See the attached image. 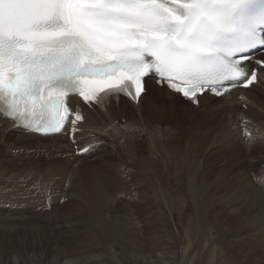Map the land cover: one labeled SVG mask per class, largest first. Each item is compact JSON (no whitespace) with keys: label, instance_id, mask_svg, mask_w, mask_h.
Listing matches in <instances>:
<instances>
[{"label":"snow or ice","instance_id":"obj_1","mask_svg":"<svg viewBox=\"0 0 264 264\" xmlns=\"http://www.w3.org/2000/svg\"><path fill=\"white\" fill-rule=\"evenodd\" d=\"M240 3L250 0H0V112L27 132L61 133L83 119L77 108L69 120L67 95L136 100L150 73L192 102L208 88L220 95L218 86L244 77V53L264 48L261 32L228 59L208 58L209 40Z\"/></svg>","mask_w":264,"mask_h":264},{"label":"rangeland","instance_id":"obj_2","mask_svg":"<svg viewBox=\"0 0 264 264\" xmlns=\"http://www.w3.org/2000/svg\"><path fill=\"white\" fill-rule=\"evenodd\" d=\"M257 86H255L252 90H249L248 93L237 92L233 94L232 96L225 98L226 100H222L220 102L213 101L209 98H204L201 102L200 108L196 107L195 110L187 104L188 110L187 108L184 109L185 115H182L180 117L178 116V121H176V124L178 123L180 127L182 126L180 129L181 130L180 133L172 132L174 133L172 134L171 132L168 131V133H170V134L167 133L169 137L167 136L165 138L167 140L164 139V141L167 142L166 144H169L168 145L169 147H166V149L168 148L170 150L165 149L166 151L165 153L168 154L167 155L168 159L166 161L164 160L165 158L164 159L162 158V160L168 162L169 164L166 163L167 167H166L164 176L163 178L161 176L160 179L162 180L164 187L165 188L167 187L166 189L169 188L168 190H170V193L172 195L171 197L169 196L163 197L165 198L164 202H166L164 203L163 211H165L166 213L164 214L163 211H162L163 213H158V211H156V209H154L150 205L151 204V202H149L150 198H148V200L145 198L144 200V198H142L140 195H138L139 196L138 197V196H134L131 194H128V195L124 194L122 197H120V199L119 197L116 198V200H114V210H113L115 212L112 211V215H113L112 217L114 218H111V220L115 219L113 220V223H114L113 225L115 226L114 235H116L114 236L115 237L114 241L115 239H117L116 240L117 242L116 241L114 242V244H116V247L114 245V252L115 251L120 252L121 250L126 249V246H124L123 244L125 243V245H127L126 242L130 239L132 242L133 241L137 242L136 248L139 250V251L137 250L138 251L137 253L145 252L146 255L150 253L148 254L149 256L147 255L148 257L150 256L153 257L156 255V257H158L156 261L157 264H161L160 262H162V264L163 263L195 264V262L192 261L191 258L198 260V257L196 256H199V255L201 257H206L204 264L210 263L211 260L213 264H264V235L262 236V234H264V229H260V228H264V198L262 199V201L259 200L260 202L257 199L253 198V196H252L253 198L252 200L251 199L247 200L246 191L248 187H243L245 186L244 184H242V187H241V184H239V183H242L247 178V180L256 184V186L258 185V187H261L263 185L264 183V141L263 140L258 141L257 138L253 139L251 138V136L250 137L247 136L248 139H246L243 136L239 135L240 138L237 139L236 142H234V144H232L233 142L232 141L230 142L229 140L230 135L228 133L231 130V124L241 119L242 110L248 111L249 102H251V110H254V111L251 114H249L250 116H247L245 118L254 120L253 115H255V112H257L256 117L259 119V121L264 122V112L262 110L260 111L256 110L257 103L261 102L264 104V74H262L260 78L259 87ZM235 104L237 105V108L235 109L227 108V105L230 106V105H235ZM145 105H148V102H146V100H144L143 108H145ZM206 106H210L209 109ZM220 107L221 109H219ZM230 113H231V116H230L231 119L228 116L230 115ZM124 116H126L127 118V115H124ZM236 116H239L240 119H236L235 118ZM183 117L186 119H184ZM121 119L122 118H118L117 120H121ZM183 120H185L186 122L185 126L183 125L184 123ZM123 121H124L123 123L121 121L120 122L121 124L124 125L126 120H123ZM192 132L193 134H191ZM199 135L202 136L203 138H208L209 140H213L214 141L213 144H211L210 147L204 146L202 142L198 141ZM179 136L181 138H179ZM83 137L84 136H82L81 138ZM170 138H172L173 140H171ZM27 139H29L30 141L31 139H34V141L37 142L36 138H27ZM94 139L95 141L98 140L97 138H94ZM135 140H137L135 144L133 145L135 148L134 147L131 149L125 148L128 146L127 142L123 144L124 147L121 149L120 147L118 148L117 145H114V148H111L107 144L105 147H103L102 152L101 150L99 151V154L101 155V157H104V160L106 161V165L110 163L112 159H114V169L117 171L120 164H127V165L132 164V160L126 156V154L131 152V150L133 151L131 152L133 153L131 154L132 156L137 157L138 155V157L141 159L143 157L146 158V156H149V154L152 153L151 152L152 150L148 151L149 150L148 145H144V143L142 142L143 139L139 140L135 138ZM58 141L67 142L68 140L66 139V136H62L60 137L59 140H54L55 143H57ZM8 142L10 143V141ZM2 143H5V142L3 141ZM71 143H74V141ZM105 143H110V141L106 139ZM172 143L173 144L176 143V144L173 145ZM175 145L177 148L174 147ZM227 146L228 148H225ZM1 148L2 147H0V166L7 168V170L0 167V173L1 174L4 173V175L6 174L5 176H7V178H10L8 174L13 171H14L13 172L14 176L21 175V174L23 175L26 173L27 171L26 169L28 167L29 168L31 167L29 165L30 162H27V164H24V163L22 164L20 163L19 160H17L20 154L23 155V157H25L26 156L25 151L27 152L28 150H30V148L28 150L25 148H23V150L22 148L15 149V150L19 149V152H15V150H11L9 148H4V149H1ZM124 148L127 151L123 150ZM173 149H175L176 151ZM13 151L16 154H14ZM70 151H72L71 147H70ZM147 151L149 152V154H147ZM168 151H170L171 154L168 153ZM179 151H180V154H179ZM109 152H111V154ZM136 152L138 153L136 154ZM123 153H126V154H123ZM172 154H176L177 164L176 163L174 164L173 160L175 158V155L172 156ZM41 156L31 158L32 160L34 159L35 160L32 161L33 168L32 167H31L32 169L28 168L29 170L35 171V170H38V168H40L41 165L43 166V165L52 164L55 162V160L52 159V156L48 155L44 151H41ZM14 157H15V162H14ZM92 159L96 160V156L95 155L92 156ZM169 160H171L172 162L170 163ZM24 161H26V159ZM46 161H48V163ZM97 161H99L100 164L101 162L103 163L101 159ZM14 164L18 168L14 167ZM106 165H104L105 167L104 166L103 167L107 168ZM24 166L25 167L28 166V167L25 168ZM137 166L139 168L138 163H137ZM12 167L13 169H11ZM138 168L136 167L137 171L140 169L138 171L139 173L144 171L142 166L139 169ZM193 168H195V170ZM172 169L174 172L172 171ZM20 170L21 171L23 170L24 173L23 171L21 173ZM189 170H191V172ZM189 172L191 174L194 173V179L189 177L190 176ZM116 173L120 179L124 175L121 171H118ZM166 174H169V175L167 176ZM97 175L98 176L95 177L98 179V180L97 179L95 180L99 183L98 184L95 181V184L96 185L98 184L97 186L94 184V181H92V179H88V177L85 175L83 176L81 175L79 177V180L77 181H74L75 177L72 179L77 184V186H79L80 190L82 189V187L83 189L85 188L87 190L86 197H84L83 200H76V201L75 200L73 201L72 200L71 201L60 200L59 202L57 201L54 202L52 200L53 199L52 196H49L47 199L50 202H48L44 199V196L41 195V197H39L38 199L41 201V203H43V207L45 206L48 207L47 208L48 210L47 211L45 210L43 213L40 212V210H42L43 207H39L36 210L26 209L25 210L26 212H21V211H24L23 206L18 207V208L11 207L10 203L3 205V208L0 209V257L2 259L3 264L8 263V261L11 259V255L13 256L17 254L20 257L23 255L22 258H25L32 252L35 253L36 256H40L42 255L41 253H44V255L40 256V257H44V259L37 257L34 260V261H37L35 263H38V264L41 261H46V259L49 261L55 257L58 258L59 257L58 251L56 252L55 249H54V253L51 251H53L52 248L61 241L63 242L62 248L66 249V253L68 256L75 254L79 251L86 252V253L88 251H93V250L103 251V249L100 246H98L99 247L98 249V247L90 246L87 243H85V241L87 240L91 241V238L93 239L94 236H96V234L90 231L88 228L89 227L95 228L94 226L97 225L95 221L97 220H95V217L93 219V215L90 216L89 211H85L84 210L85 207L82 206V204L84 203L83 205H85L88 208V206L92 204L93 209L96 210L95 202L99 200V197H102L101 191L104 189V186L106 185L104 184L105 183L104 179H101L100 181V178H103V177H101L100 174H97ZM137 176L136 175L133 176L131 174V177L134 178L135 184L137 180H139V182L137 183L139 192L148 193L150 191V188L148 187L145 188V184L142 181L143 179H145V176L142 174H139ZM69 178H72V176H70ZM187 179L193 180L192 187H195L197 189L193 188L192 191L196 193L191 192L190 189L192 187L190 186L189 184L190 182ZM123 180L125 182L126 181L128 182L129 180L131 181L130 177L128 178V180L125 178ZM12 181H18V180H12ZM124 181H123V185L122 184L120 185L119 191H121L125 187ZM68 182H71V179L68 180ZM41 185H44V184L33 183L30 186V190L32 189L33 191H35V195L37 196V194L43 191ZM94 187H97V188H94ZM114 187L117 188L118 184L114 183ZM237 188H239L240 190ZM14 189L15 191L20 190V189L26 190V188H21V187L20 188L19 187L10 188V190L0 191V196H4L8 198V200L10 197V199L13 200V198L10 195H12L13 193L12 190ZM98 189H101V191ZM39 190H42V191H39ZM94 190L97 191L98 193L96 192L97 193L96 194ZM53 191L54 189L52 190L49 189L48 193L50 192L49 193L50 195H55V194L60 195V193H57L56 191L55 193ZM99 191H100V194H99ZM122 191H123L122 193H124L127 190L125 189V191L124 190ZM51 192L53 193L51 194ZM92 192H93L94 197L92 196ZM185 197H187V199H184ZM171 198H174V199H171ZM0 199H2V197H0ZM93 199L96 201L94 202ZM151 200L153 199L151 198ZM174 200L176 202L178 201L177 204ZM0 201H4V198L3 200H0ZM180 202L181 203L184 202V204L180 206L179 205ZM235 203L239 205H236ZM147 205H150V206H147ZM80 207L83 209L82 211L77 209ZM12 208L15 210H13ZM149 210H152V211L150 212ZM126 215L128 217H126ZM7 220L10 222L8 223ZM118 220H121V222ZM126 222L128 223L130 222L131 224L130 223L128 224ZM125 226L127 228H125ZM11 228L13 231L11 230ZM120 229H121V232H120ZM122 229L123 230L127 229L128 234H126L125 233L126 231L125 230L123 231ZM204 229L206 231H204ZM29 230L32 233H30ZM33 231H36V232H33ZM131 232H132V236H131ZM203 233L205 235H203ZM120 238L123 242L120 240ZM79 242L85 244V247L83 246L79 249L77 246V243ZM92 242L94 241H91L89 244H91ZM117 243L120 244V246H117L118 245ZM70 244H72V246L74 245V247L70 246ZM121 245H123L122 247L124 249L121 247ZM157 247L159 249V252L157 250ZM141 248H143V250ZM27 251L29 252V254ZM169 253L170 254L173 253L174 255L172 254V256L174 257H172ZM161 254L162 256L163 255L165 256L162 257ZM159 255L161 257H159ZM171 258L173 260H171ZM158 260H161V261L158 262ZM162 260H164V262ZM60 264H64L63 261L62 263L60 262ZM114 264H117V263L114 262Z\"/></svg>","mask_w":264,"mask_h":264},{"label":"bare ground","instance_id":"obj_3","mask_svg":"<svg viewBox=\"0 0 264 264\" xmlns=\"http://www.w3.org/2000/svg\"><path fill=\"white\" fill-rule=\"evenodd\" d=\"M261 58L264 60V55ZM248 66H251V65H248ZM261 72H264V69H261ZM262 74H264V73H262ZM153 82H154V79H153ZM257 85H253L251 87V89H249V90H252L255 86L259 87V85H260L259 81H258ZM231 93H234V92H231ZM226 95H228V94H226ZM249 95H251V94H249ZM204 98H209V99H211L213 101H218V102H220L222 100H226L224 98V96L219 98V99H215L213 97H210V96L206 95V96H203L200 99L199 108H200L201 102H202V100ZM147 99H148V101H147ZM144 100H146V102H148V105H145V108H143ZM76 101H77L76 99H70L69 100V102L72 105ZM187 104L192 107V105H190L187 102H184L183 100H181L175 94L167 91L164 88H159L155 84L154 85H151L150 83L148 84V82H147L146 93L142 95L138 105H134L131 102H129L128 100H126V99H121L120 103L111 104V106L109 108H107L106 112H102L101 110H98V109L91 110L89 107L83 105L84 111H85L84 122L80 123L78 125V133H76L75 137H74V140L77 141V142H75V144H72L71 142H69V140H70L69 139L70 138V132H69L70 128L69 127H67L66 130L62 131L59 135L41 138V137L33 135V134L29 135V134L23 133L22 131H20L18 129H14L11 125L7 124L3 120V118L0 116V147H2L1 149L9 148L11 150H15L17 148H22V150H23V148H25V149L28 150L30 148V150H28L27 152L25 151V153H26V156L24 155L25 157H23V155L20 154L17 160H19L20 163H22V164L23 163L27 164V162H30L29 165L31 167L33 166L32 161L35 160V159L32 160L31 158L32 157H40L41 156V151L46 152L48 155L52 156V159L55 160V162L52 163V164H46V165H43V166L41 165L40 168H38V170H35V171L29 170L31 168V167L30 168L28 167L29 165L27 166L29 169L24 166L25 168H27L26 170L27 171L29 170V171L27 172L24 169L26 171V173L23 174V175L21 174V175L14 176V173H13L14 171H13V172H11L9 174L7 173L10 176V178H7V176H5L6 174L4 175V173L3 174L0 173L1 174L0 175V191L10 190V188H15V187L26 188V190H23V189L16 190V191H15V189L12 190L13 193L10 196L13 198V200H11L10 197H9V200H8V198H6L4 196H0V197H2V199H0V200H3V198H4V201H0V209L3 208V205H6V204L10 203L11 207H17L18 208V207L23 206L24 211H21V212H26L25 211L26 209H30V210H34L35 209L36 210L39 207H43V203H41V201L38 199L39 197H41V195H43L44 199L46 201H48V202H50L47 199L49 196H52V198H53L52 200L54 202L55 201L59 202L60 200H67V201L83 200L84 197H86L87 190L85 188L83 189V187L80 190L79 186H77V184L74 182V181L79 180V177L81 175L82 176L85 175V176L88 177V179H92V181H94V184H95V181H96L95 179H97L95 177L98 176L97 174H100V176L103 177V178H100V181H101V179H104V181H105L104 184H106L105 186L103 185L104 189L102 191H101V189H98V190L101 191L102 197H99V200H97V202H95L96 200L93 199L95 204H96V206H95L96 210L93 209L92 204H90V203H89L90 205L88 206L89 209L85 205H83L84 203L82 204V206L85 207L84 210L85 211H89L90 216L93 215V219L95 217V220H97V221H95L97 223V225L94 226L95 228H90V227L88 228L90 231H92L93 233L96 234V236H94L93 239L91 238V241H94V242L89 244L91 241L87 240V241H85V243H87L90 246H94V247L100 246L103 249V251H99V250H95L94 251L93 250V251H88L87 253L79 251V252H77L75 254H72V255L68 256L67 253H66V249L62 248L63 242L61 241L58 244H56L52 248L53 251H51L53 253H54V249L56 250V252L58 251V256L59 257L58 258L55 257V258H53L52 260H49V261L46 259V261H41L39 264H60V262L62 263V261H63L64 264H114V262L117 263V264H157L156 261H157L158 257H156V255L153 256V257H151V256L148 257L149 256L148 254H150V253L147 254L148 256L146 255L145 252L144 253L143 252L142 253H137L139 251L136 248L137 247V242H135V241L132 242L130 239L127 242L125 241L127 243V245H125V243L123 244L124 246H126V249H124L122 247L123 245H121V247L124 250H121L120 252H116V251L114 252V245L116 247V244H114V242L117 240V239H115V241H114V238H115L114 236H116V235H114L115 226L113 225L114 224L113 220H115V219L111 220V218H114V217H112L113 216L112 215V211L114 210V200H116V198H118V197L120 199V197H122L124 194H126V195L131 194V195H134V196L140 195L142 198H144V200H145V198L147 200H148V198H150L149 202H151V204L150 203L149 204L154 209H156V211H158V213H163V212H164V214L166 213L165 211H163L164 203H166V202H164L165 198H163V197L164 196L165 197L166 196L171 197L172 195L170 193V190H168L169 188L166 189L167 187L166 188L164 187V184H163L162 180L160 179L161 176H162V178L164 176V173H165V170H166V167H167L166 163L169 164L168 162H166L167 159H168V156H167L168 154L165 153L166 152L165 149H166V147H169L168 146L169 144H166L167 142H165L164 139L168 136L167 135L168 131L171 132V133L172 132L180 133V131H181L180 129H181L182 126L180 127L178 123L176 124V121H178V116L180 117L182 115H185L184 109L187 108ZM248 104H249L248 111H243L242 110L241 119H240L239 116H236L235 118L236 119H240V120H238L237 122H233L231 124V130L228 133L230 135L229 136L230 142L231 141L233 142L232 144H234V142H236V140L240 138L239 135L243 136L246 139H248V137L246 135V132H248V133L250 132L251 133V138H253V139L257 138L258 141H261V140L264 141V122L259 121V119L256 117L257 116V112H255V115H253L255 121L253 119H246L245 118L247 116H250L249 114H251L254 111V110H251V102H249ZM256 106H257V109H256L257 111L262 110L264 112V104L263 103L259 102V103L256 104ZM206 107H208V109H209L210 106H206ZM224 107H226V106H224ZM227 108H234L235 109V108H237V105L236 104L235 105H230V106L227 105ZM193 109L195 110L196 108H193ZM219 109H221V107ZM187 110H188V108H187ZM187 113H189V112H187ZM124 115H127V118ZM228 116L230 118L231 113ZM233 116H234V114H233ZM118 118H122V119L121 120H117ZM184 119H186V118H184ZM123 120H126L124 125L121 124V122L122 123L124 122ZM183 122H184L183 125L185 126V123H186L185 120H183ZM239 122H240V124H239ZM242 131H243V133H242ZM65 133H67V135ZM79 134H81V135H79ZM168 134H170V133H168ZM172 134H174V133H172ZM191 134H193V132ZM177 135H179V134H177ZM194 135H195V133H194ZM62 136H66V139L67 140L69 139V140L67 142H61V141H58L57 143L54 142V140H59L60 137H62ZM82 136H84L86 138H84V137L81 138ZM134 137L139 139V140L143 139L142 142L144 143V145H148V149H149L148 151L152 150L151 151L152 153L149 154V152L147 151V154H149V156L144 155V156H146V158L143 157L142 159L139 158L138 155H137V157L139 159L137 157L132 156L131 155V154H133V153H131V152H133L132 150L129 153L127 152L128 154L123 153V154H126V156L129 157L132 160V164H128V165L127 164H120L117 171L114 169V159H112L111 162L108 161L110 163L107 162L108 164L106 165V161L104 160V157H101V155L99 154V151L101 150V152H102L103 147H105L107 144L111 148H114V145H117L118 148L120 147V149H121V148L124 147L123 144H125L126 142H127L128 146L125 147V148L131 149V148L134 147L133 145L137 141V140H135ZM27 138H36L37 142H35L34 139H31V141H30ZM94 138L98 139L97 140L99 142L98 145L96 147H94L91 151H89L87 154H85L84 156H78L76 154L77 150H75V146H77V147L80 146L79 149H82L88 144L89 141H95ZM179 138H181V137L179 136ZM106 139L108 141H110V143H105ZM170 139L173 140L172 138H170ZM165 140H167V139H165ZM177 140H178V138H177ZM3 141L5 143H2ZM8 141H10V143ZM198 141L202 142L204 146H209V147L214 142L213 140H209L208 138H203L200 135H199ZM174 144H176V143H174ZM170 145H171V143H170ZM137 146H139V145H137ZM149 146H150V148H149ZM228 146L225 147V148H228ZM70 147L72 148V151H70ZM174 147H176V145ZM125 148L123 150H126ZM168 150H170V149H168ZM173 150H175V149H173ZM113 151H111V152H113ZM15 152H19V149L15 150ZM15 152H14V154H16ZM111 152H109V153L111 154ZM138 152H136V154ZM168 153L171 154L170 151H168ZM179 154H180V151H179ZM183 154H184V152H183ZM94 155L96 156V160L92 159V156H94ZM142 155H143V153H142ZM173 155H175V158L173 160L174 164H175L176 163V154H172V156ZM177 155H178V153H177ZM42 156H44V155H42ZM169 156H171V155H169ZM191 157H192V155H191ZM162 158L163 159L165 158L164 160H166V161L162 160ZM25 159H26V161H24ZM99 159H101L103 161V163L101 162V164H100L99 161H97ZM10 160H12V159H10ZM171 160H169L170 163L172 162ZM10 162H12V161H10ZM14 162H15V157H14ZM46 162L48 163V161H46ZM137 163L139 164V168L142 166V168L144 170L142 172L140 171L141 173L138 172L140 169L138 168ZM16 164H18V163H16ZM104 165H106L107 168H104L105 167ZM7 166H8V164H7ZM0 167H2V166H0ZM14 167H16L15 164H14ZM136 167L139 169L138 171H137ZM191 167H192V165H191ZM2 168L7 170V168H5V167H2ZM16 168H18V167H16ZM11 169H13V167ZM173 169H175V168H173ZM173 169H172V171H173ZM193 169L195 170V168H193ZM197 169H196V171H197ZM17 171H18V169H17ZM22 171H21V173H22ZM118 171H121L124 174L121 177V179L118 177V175L116 173ZM189 171L191 172V170H189ZM6 172H8V171H6ZM192 172H193V170H192ZM23 173H24V171H23ZM125 173H127L129 175H127ZM160 173H161V175H160ZM18 174H20V173H18ZM131 174L133 176L134 175L137 176L139 174L144 175L145 179L142 178L143 179L142 181L145 184V188H147V187L150 188V191L148 193L139 192L138 187H137V183L139 182V180H137V182L135 184L134 183V178L131 177ZM166 175L168 176L169 174H166ZM175 175H173V176H175ZM195 175H197V174H195ZM70 176H72V178H69ZM30 177H31L32 180L30 179ZM74 177H75V179L73 181L72 179ZM129 177H130L131 181L130 180L128 182L126 181L127 182L126 183L123 179L125 178V179L128 180ZM189 177L194 179V173H192V174L190 173ZM82 178H84V177H82ZM165 178H166V176H165ZM70 179H71L72 183L68 182V180H70ZM167 179H169V178H167ZM192 179H190V180L187 179V180H189V182H190L189 184H190L191 187L193 186V180ZM12 180H18V181H12ZM123 181L125 182V184H124L125 187L122 190H124V191H125V189L127 190L124 193H122L123 192L122 190L119 191L120 185L121 184L123 185ZM33 183L44 184V185H41L43 191L39 190V191H42V192L37 194V196L35 195V191H33L32 189L30 190V186ZM96 183H98V182L96 181ZM114 183L118 184L117 188L114 187ZM100 184H102V183H100ZM239 184H241V187H242V184L245 185L243 187H248L247 191H246L247 200H249V199L252 200L253 198H255L258 201L259 200L262 201V199L264 198V183H263L262 186L259 184L261 187H258V185L256 186V184L252 183L251 181L247 180V178H246V180H244L242 183H239ZM238 187H239V185H238ZM94 188H97V187H94ZM193 188L197 189L195 187H192L190 189L191 192H193L192 191ZM49 189H51V190L54 189L53 192L56 191L57 193H60V195L59 194L50 195L49 194L50 192L48 193ZM237 189H239V188H237ZM36 190H38V189H36ZM91 190H93V189H91ZM136 190H137V192H136ZM100 191H99V194H100ZM177 191H179V190H177ZM194 191H196V190H194ZM53 192H51V194ZM93 192H92V196H93ZM96 192L97 191H95V193ZM165 193H166V195H165ZM193 193H196V192H193ZM223 194H225V193H223ZM96 196H98V195H96ZM252 196H253V198H252ZM180 197H181V195H180ZM62 198H64V199H62ZM151 198L153 200H151ZM171 199H174V198H171ZM184 199H187V197H185ZM184 199H183V201H184ZM177 200H178V198H177ZM180 200H182V199H180ZM192 201H193V199H192ZM194 201H196V200H194ZM177 202H176V204H177ZM92 203H93V201H92ZM183 204H184V202L183 203L180 202L179 205L182 206ZM97 205H98V207H97ZM150 205H147V206H150ZM236 205H239V204H236ZM79 206H80V204H79ZM217 206H219V205H217ZM47 208H48L47 206L43 207V209L40 210V212L43 213L45 210L47 211L48 210ZM77 209H79L81 211L83 210L81 207L77 208ZM13 210H15V209H13ZM149 211L151 212L152 210H149ZM113 212H115V211H113ZM154 212H155V210H154ZM126 217H128V216L126 215ZM158 217H160V216H158ZM118 221L121 222V220H118ZM161 221H163V220H161ZM9 222L10 221H8V223ZM136 222H137V220H136ZM126 223H128V222H126ZM116 224H117V222H116ZM15 226H16V224H15ZM126 226H125V228H127ZM12 228H11V230H12ZM16 228H17V226H16ZM260 229H264V228H260ZM125 231H126L125 233L128 234L127 229ZM204 231H206V230L204 229ZM33 232H36V231H33ZM120 232H121V229H120ZM9 233H10V231H9ZM30 233H32V232L30 231ZM116 233H117V231H116ZM59 234H60V232H59ZM201 234H202V232H201ZM205 234H206V232H205ZM205 234L203 233V235H205ZM207 234H208V232H207ZM263 235L264 234H262V236ZM124 236H125V234H124ZM131 236H132V232H131ZM56 238H57V236H56ZM118 238H119V236H118ZM137 238H138V236H137ZM120 240H121V238H120ZM140 242H141V240H140ZM120 244H118L117 246H120ZM140 245H141V243H140ZM70 246H72V244H70ZM77 246L80 249L83 246L85 247V244L79 242V243H77ZM72 247H74V245ZM121 247H120V249H121ZM98 249H99V247H98ZM139 249H140V247H139ZM141 249L143 250V248H141ZM157 250L159 252L158 247H157ZM24 251H26V250H24ZM28 254H29V252H28ZM41 254L44 255V253H41ZM172 254H170V255L172 256ZM16 255H13V256L11 255V259L8 261L7 264H38V263H35L37 261H34V260L37 257L42 256V255L36 256L35 253H33V252L30 253L25 258H22L23 255L21 257L19 255H17L18 256L17 257ZM52 255H54V254H52ZM24 256H26V255H24ZM161 256H162V254H161ZM161 256L159 255V257H161ZM164 256L165 255H163L162 257H164ZM172 257H174V256H172ZM196 257H198V260H195V259L191 258V260L194 261L195 264H204V261L206 260V257H201L200 255L196 256ZM40 258L44 259V257H40ZM167 258H169V257H167ZM49 259H50V257H49ZM164 260H162V261L164 262ZM171 260H173V259L171 258ZM178 260H180V259H178ZM159 261H161V260H158V262ZM174 261H176V260H174ZM200 261H202V262H200ZM221 262H223V261H221ZM160 263L162 264V262H160ZM0 264H3L1 257H0ZM163 264H167V263H163ZM186 264H188V263H186ZM208 264H213L212 260Z\"/></svg>","mask_w":264,"mask_h":264}]
</instances>
